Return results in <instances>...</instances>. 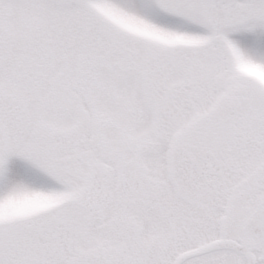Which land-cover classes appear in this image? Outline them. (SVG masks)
<instances>
[{
    "label": "snow or ice",
    "instance_id": "obj_1",
    "mask_svg": "<svg viewBox=\"0 0 264 264\" xmlns=\"http://www.w3.org/2000/svg\"><path fill=\"white\" fill-rule=\"evenodd\" d=\"M0 264H264V0H0Z\"/></svg>",
    "mask_w": 264,
    "mask_h": 264
}]
</instances>
